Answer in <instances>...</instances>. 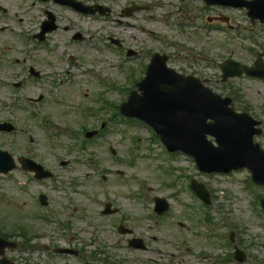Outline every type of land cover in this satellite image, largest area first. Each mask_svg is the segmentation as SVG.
<instances>
[{
  "label": "rangeland",
  "instance_id": "obj_1",
  "mask_svg": "<svg viewBox=\"0 0 264 264\" xmlns=\"http://www.w3.org/2000/svg\"><path fill=\"white\" fill-rule=\"evenodd\" d=\"M85 1L90 4L98 2L107 5L111 7L114 15L99 20L80 19L59 6L34 4L32 0H0V5L7 9L6 13L0 11V27L4 25L9 27H5L6 30L0 33L2 74L14 76L20 69L19 65L11 69L3 65L7 63L3 60L4 52L7 51L8 56L11 57L19 56L21 61L27 60V66L33 64L43 72L42 83L37 84L29 80L26 87L28 93L34 97L47 94L46 97L49 99L52 94H56L59 103H63L57 106L51 101L52 99L49 103L43 101L39 104L40 111L51 112V116L66 127L74 128L80 123L98 125L96 119L89 117L86 110L96 107L100 112L96 104V92L94 94L93 92L103 86L97 83L93 72L81 73L80 69L88 65L89 67L98 65L96 67L98 73L107 75L120 88H124L130 86V78L126 70L136 64L131 72V88L139 80L136 75L143 70L141 63H146L152 54L158 51L169 53V65L178 71L196 75L217 93L230 95L235 100L237 97L235 107L244 109L254 118L261 120L264 129V80L244 76L221 82L220 68L217 66L218 62L227 58L251 64L255 58L254 51L264 50V24L259 22L251 24L245 10L233 7H210L205 6L201 0H193L191 3L181 4L183 8L181 12L172 13V9H169L168 12L172 15L170 16L166 14L167 1H165V10L158 7L159 3L155 5L150 0H140L139 3L146 5L144 11H138L132 17H122L125 0ZM46 8L58 16L62 27L67 24L71 27L67 31L59 30L49 36V44L55 50L50 54L32 46L31 40L29 45H24L21 36L17 33L18 30L29 32L34 28L42 16H45L43 10L45 11ZM225 16L228 17V21L218 20ZM19 17L24 18L25 24L17 23ZM211 17L216 20L209 22L208 19ZM117 19H121L122 22H118ZM229 24L232 28L228 26ZM141 25L144 26V30H141ZM75 31L83 36L80 42L69 40L70 34ZM113 38L122 43L121 49L112 43ZM127 49L134 50L137 54L125 58L122 50ZM61 52L64 54L61 55ZM70 55L74 56L80 66L75 69L74 76L72 74L69 80L58 86L55 82L66 74L68 67L66 59ZM50 61H54L57 66L54 68L55 74L52 73L53 63L51 62V65ZM119 64L123 71L118 68ZM45 80L48 83H45ZM2 82L3 80L0 83V118L16 120L26 131L23 134L12 135L0 133V145L13 151L14 154H31L50 165L60 174L59 180L63 182L60 189L64 187L66 178L77 175L81 179L84 173H90L75 161L80 156H95V161L100 162L98 164L103 169L123 170L125 175L122 177L118 175L113 177L115 173L104 172L107 176L104 182L92 173L87 176L83 186L81 185V203H90L95 194L99 199L98 202H114V206L120 208L119 215H114V220L119 222L120 217L128 215L129 217L123 218V223L134 228L139 235L147 236L151 247L173 252L176 264H201L194 257V251L215 258L226 253V248H222L217 239L208 235V229L198 223L199 220L192 206L195 201H192L183 190V183L194 177L203 182L211 192L212 202L205 207V210L210 215L212 227L226 234L235 227L245 246L249 247L251 253L246 251L251 257L250 262L264 264V218L259 217L255 207L258 200L256 194L264 196V186L253 183L251 185L248 182L250 172L247 169H239L231 174H204L198 171L192 158L183 154L171 157L172 162L169 163L160 154V144L151 140V132L147 127L139 123H128L120 117L119 120L110 123V131L103 139H95L88 145L90 149L86 155L74 153L71 157L67 154L69 153L67 146L72 145L74 141L67 140L62 135L54 139L50 138V134L37 124L36 118L31 116L30 111L15 107L10 110L1 105V102L11 103L16 98V102L20 101L23 107H28L23 98L19 99L11 95L10 88L2 86ZM122 96V91L111 90L107 100L113 104H120L123 100ZM82 110L84 113L81 112ZM30 136L33 137V142L29 141ZM256 140L264 147V134L256 137ZM110 145L116 148L117 159H113L108 153ZM133 148L137 153V159L131 166L125 160L132 157ZM59 159L73 160L68 171L64 166H59ZM168 165L175 166L174 174L179 175V179L174 180L172 174L165 171L164 168ZM89 170L93 171V168ZM17 176L31 185L28 191H22L16 186L14 178ZM137 178H144L147 184V189L140 190L146 199L144 201L138 198ZM92 187H95L96 191ZM90 188L93 191H89ZM40 189L29 182L27 174L21 170H15L12 175L0 179V228L4 229L0 231H12L14 224L23 222V225L29 228V236L39 234L43 237V241H53L60 245H66L67 240H70V245L83 247L80 240L90 238V234H84L80 230L81 224L76 219L68 228L69 231H66L55 223H47L37 218V211L38 215L44 214L37 210L33 202V193ZM60 189L51 186L49 190H43L47 191L52 206L65 220H68L71 209L63 197L64 193L58 192ZM154 196L165 197L171 203V207L164 219L159 222L160 225L152 226L147 207H151L153 203L152 200L147 199H153ZM95 211L98 214L95 217L102 225L99 234L103 239L98 240L101 244H105L113 255L112 262L116 263L123 259L126 264H169L167 257L161 253H153L151 250L146 253L134 252L124 246L115 245L114 239L120 235L113 227V219L100 215L99 203L94 205V210H90V213L95 214ZM180 222L185 225H180ZM91 230L93 228H89V231ZM72 238L74 239L71 240ZM96 245L100 246V243ZM10 254L16 256L15 252ZM18 259V264H33L34 261L35 264L63 263L62 259L52 262L42 252H26L23 258L18 257ZM26 259L31 261L26 263ZM73 264L78 263L73 262Z\"/></svg>",
  "mask_w": 264,
  "mask_h": 264
},
{
  "label": "water",
  "instance_id": "obj_2",
  "mask_svg": "<svg viewBox=\"0 0 264 264\" xmlns=\"http://www.w3.org/2000/svg\"><path fill=\"white\" fill-rule=\"evenodd\" d=\"M215 2L235 5L243 4L242 0H215ZM263 8L262 5L261 9ZM262 20H264V17ZM162 59L161 63L156 59L151 65L148 75V79H150V90L145 91L144 95L140 98V101L138 100L139 105L133 114L155 125L164 140H166L173 149L181 148L196 155L202 169L213 170V165L215 168L216 163H218H214L213 160L216 158V153H213V151H209V153H195V149H192L190 141L194 142L197 141V138H200L209 148L214 149L211 144L207 142L206 134H215L218 131L215 126H220L224 122H219L220 115L216 116L214 105L207 102L209 106L208 108V106L202 102V97L199 93L203 92L207 94L209 99H219L211 94L209 90L203 88L197 79L192 77L184 78L173 70L168 69L165 65V57H162ZM159 69H161L166 75V82H162L160 78V76L162 77L164 74L159 75L158 73L155 74L156 81L151 80L153 73ZM241 72L242 68H238L237 73L241 74ZM189 81L194 82L191 84V88L187 87L188 89H184L183 85L187 86L185 83ZM140 87L143 89L142 84H140ZM187 92H193L195 96L191 97L189 95L190 93L187 94ZM135 101L137 100L131 98L124 107L127 108ZM225 101L228 103V100H224L223 102ZM185 109H189L190 111L185 114ZM217 117L218 120L214 123L211 122L206 124L207 118L216 119ZM235 117L238 120H246L249 122V119L245 116ZM223 128L226 132L223 134L222 139L227 140L230 144L235 146V148H233L232 151H229L226 146L221 145L218 150H225L228 153H237V150H246V147L250 146V148L255 151L254 154L256 157L254 156V158H251L252 155H243L237 159L240 162V165L252 168L256 182L264 183V152H262L257 145L252 144L253 133L251 132L250 135L246 137L245 134L239 135L238 131L235 129L233 130L226 126H223ZM260 156H262V158L261 161L258 162L256 159ZM1 158L2 155L0 153V165ZM210 159H212V162L209 161Z\"/></svg>",
  "mask_w": 264,
  "mask_h": 264
},
{
  "label": "bare ground",
  "instance_id": "obj_3",
  "mask_svg": "<svg viewBox=\"0 0 264 264\" xmlns=\"http://www.w3.org/2000/svg\"><path fill=\"white\" fill-rule=\"evenodd\" d=\"M190 110L189 109H185L184 113H188ZM182 114V113H181Z\"/></svg>",
  "mask_w": 264,
  "mask_h": 264
},
{
  "label": "flooded vegetation",
  "instance_id": "obj_4",
  "mask_svg": "<svg viewBox=\"0 0 264 264\" xmlns=\"http://www.w3.org/2000/svg\"><path fill=\"white\" fill-rule=\"evenodd\" d=\"M49 1H51V2H53V1H54V2H55V1H59V2H60L61 0H49Z\"/></svg>",
  "mask_w": 264,
  "mask_h": 264
}]
</instances>
